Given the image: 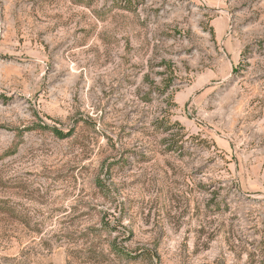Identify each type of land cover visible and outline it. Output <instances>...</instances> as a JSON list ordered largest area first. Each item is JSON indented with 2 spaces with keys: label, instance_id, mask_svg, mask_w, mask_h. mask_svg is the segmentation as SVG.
Returning <instances> with one entry per match:
<instances>
[{
  "label": "rangeland",
  "instance_id": "1",
  "mask_svg": "<svg viewBox=\"0 0 264 264\" xmlns=\"http://www.w3.org/2000/svg\"><path fill=\"white\" fill-rule=\"evenodd\" d=\"M0 264H264V0H0Z\"/></svg>",
  "mask_w": 264,
  "mask_h": 264
},
{
  "label": "trees",
  "instance_id": "2",
  "mask_svg": "<svg viewBox=\"0 0 264 264\" xmlns=\"http://www.w3.org/2000/svg\"><path fill=\"white\" fill-rule=\"evenodd\" d=\"M53 131H54V132L58 135V137H60V138H64V137H66V136H64V134L60 133V132L57 131L56 129H54ZM67 137H69V136H67Z\"/></svg>",
  "mask_w": 264,
  "mask_h": 264
}]
</instances>
